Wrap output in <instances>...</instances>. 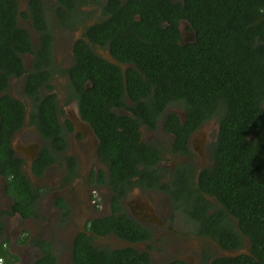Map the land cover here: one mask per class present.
Returning a JSON list of instances; mask_svg holds the SVG:
<instances>
[{
	"label": "flooded vegetation",
	"instance_id": "flooded-vegetation-1",
	"mask_svg": "<svg viewBox=\"0 0 264 264\" xmlns=\"http://www.w3.org/2000/svg\"><path fill=\"white\" fill-rule=\"evenodd\" d=\"M15 1L30 45L17 52L23 69L9 75L0 99L22 108L9 146L32 189L0 171V264H80L82 237L95 248L147 254L151 264L248 254L238 219L200 184L215 165L218 118L193 127L180 101L165 100L170 44L196 39L189 20L170 18L168 0ZM43 70L47 83L35 92L29 76ZM81 96L91 97L93 118ZM50 103L54 114H39ZM96 120L119 132L137 127L149 152L105 153ZM122 216L124 235L98 228ZM235 232L242 244L233 247Z\"/></svg>",
	"mask_w": 264,
	"mask_h": 264
},
{
	"label": "trees",
	"instance_id": "trees-1",
	"mask_svg": "<svg viewBox=\"0 0 264 264\" xmlns=\"http://www.w3.org/2000/svg\"><path fill=\"white\" fill-rule=\"evenodd\" d=\"M168 9L170 18L178 14L189 20L196 39L184 46L170 44L165 100L180 101L193 127L199 121L218 118L215 165L201 173L200 184L238 219L251 244L248 254L222 257L216 264H264V0H168ZM17 14L15 0H0V90L6 87L9 75L23 69L17 52L30 45L28 32L17 25ZM77 58L79 67L80 51ZM48 73L32 72L29 88L38 92L39 85L47 83ZM81 97V110L89 117L91 97ZM52 110L54 105L50 103L40 108L39 114L48 116L54 114ZM21 121V106L4 95L0 99V171L19 177L16 180L20 184L32 189L19 172L18 160L9 146L13 128ZM95 122L100 127L105 153L142 154L146 150L139 146L137 127L119 132ZM109 227H117L124 235L128 218H105L98 226ZM234 234L231 244L240 246L242 237ZM131 255L95 248L85 237L77 241L80 264H151L147 254Z\"/></svg>",
	"mask_w": 264,
	"mask_h": 264
}]
</instances>
